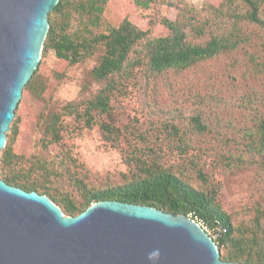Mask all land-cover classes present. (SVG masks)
<instances>
[{"label":"trees","instance_id":"obj_1","mask_svg":"<svg viewBox=\"0 0 264 264\" xmlns=\"http://www.w3.org/2000/svg\"><path fill=\"white\" fill-rule=\"evenodd\" d=\"M107 5L108 0H58L48 12L49 27L40 60L22 90L42 98L44 88L38 79L39 70L48 58L73 65L98 52L90 74L100 87L80 103L68 102L58 111L41 112V143L45 146L60 143L64 133H68L65 118L70 117L81 127L97 126L112 147L124 142L121 151L128 172L122 173V180L116 184L89 186L82 173L76 171L75 159L67 152L62 154L61 164L20 154L16 140L25 119L17 116L0 153V178L10 185L46 195L65 215H77L101 200L147 205L184 215L215 233L213 240L221 260L264 264V206L255 205L251 216L234 223L217 200L220 187L210 181L201 152H190L195 150L196 137L223 133V126L231 123L230 118L225 121L221 114L223 106L230 101L212 92L202 96L199 105L184 119L181 109L163 111L157 102L160 88L157 80L167 83L170 72L181 73L239 50L247 55L242 75L264 76V0L207 2L201 10L183 0H122L120 20L103 25ZM163 5L177 11L174 20L160 17L163 33L152 35L129 19L130 7L148 12ZM131 88L141 89L143 107L150 108L153 115L162 111V117L156 121L147 119L146 126L138 118H131L122 126L115 125L113 102L121 105V98ZM253 95L252 89L241 92L232 103L250 111L255 107ZM195 97L199 99L201 95ZM204 101H212L215 109L212 116L201 108ZM256 111L251 113V125L239 131L244 148L252 156L258 155L262 163L264 112ZM103 115L111 120H105ZM214 123L218 127L213 128ZM163 148L175 151L182 162L167 164ZM219 155L227 159L228 166H241L245 161L240 155L224 152ZM191 179L198 185L191 183ZM65 184L72 190H63Z\"/></svg>","mask_w":264,"mask_h":264},{"label":"rangeland","instance_id":"obj_2","mask_svg":"<svg viewBox=\"0 0 264 264\" xmlns=\"http://www.w3.org/2000/svg\"><path fill=\"white\" fill-rule=\"evenodd\" d=\"M183 1L198 10H201L207 2L213 4L220 2V0ZM121 2L122 0H108L103 15V25L116 24L120 20ZM128 14L129 19L138 27L148 30L152 35H158L165 31L164 27L159 24L160 17L165 16L174 20L177 11L173 7L164 5L148 12L130 7ZM251 29L254 30V27L250 26ZM252 50H255V47H252ZM258 52L261 53L260 50ZM97 55L98 52L86 61L73 65L48 58L39 70L38 79L44 88L42 98L22 90L18 105L14 110V118L19 116L25 119L22 131L18 134L16 140L17 151L20 154L27 157H38L54 164H61L62 154L67 152L75 159L76 171L82 173L81 175L89 186L105 187L120 182L122 173L128 172L121 151L125 146L124 142H120L118 147H112L103 139L97 126L84 128L76 125L70 117H66L68 133H64L63 140L60 143H51L47 146L41 143L43 137V124L40 120L41 112L58 111L61 106L68 102L80 103L89 98L100 87L101 84L93 79L90 74L91 68L97 61ZM246 58L247 55L244 51L239 50L236 53L225 54L217 59L203 62L195 68H190L181 73L170 72L167 78L168 84L161 79L157 80L160 86L158 89V108L163 111L165 109L173 110L175 107L179 108L183 119L184 116L191 113L195 106L199 105L198 100L201 101L202 96H208L212 92L230 101L226 102L227 104L225 103L226 105L221 109V114L225 121L230 118L231 123L227 122L228 126H223V130L221 129L223 133H208L196 137L193 142L195 150L190 152L197 150L201 152L202 160L207 163L206 169L210 181L212 180L220 187L217 200L234 223L251 216L255 205L261 204L264 206V160L261 163L258 155L252 156L244 148V140L243 138L241 140V132L239 131L241 128L251 125V113L256 110H258L257 113L264 112V99L262 98L264 94V76L260 75L257 78L243 76ZM58 74L60 76L55 77ZM251 89L254 91L253 96H255L254 109L248 111L233 104L235 98L241 92L244 93L247 90L249 92ZM141 91L138 88H131L129 94L121 98V105L117 106V103L113 102L115 106L113 123L115 125L122 126L127 124L131 118H138L143 123L142 125L146 126L147 119L156 121L162 117V111L157 114H160L157 117V115L151 114L150 108L143 107ZM196 94L201 95V97L196 98ZM201 108L211 116L215 110L212 101H204ZM102 117L107 121L111 120L105 115ZM216 125L214 123L212 127H218ZM8 132H6V140ZM163 150L167 164L176 165L182 162L175 151L168 148H163ZM221 152L231 153L234 156L240 155L245 161L241 166L232 164L228 166L226 165L227 159L219 155ZM187 173L192 176L191 172ZM191 183L198 185L195 179H191ZM62 189L72 190V187L65 184ZM72 192L77 196L75 190ZM206 230L212 238H215L214 232L209 229Z\"/></svg>","mask_w":264,"mask_h":264},{"label":"water","instance_id":"obj_3","mask_svg":"<svg viewBox=\"0 0 264 264\" xmlns=\"http://www.w3.org/2000/svg\"><path fill=\"white\" fill-rule=\"evenodd\" d=\"M58 0H0V151ZM0 264H243L221 260L195 220L101 200L70 216L0 178Z\"/></svg>","mask_w":264,"mask_h":264}]
</instances>
